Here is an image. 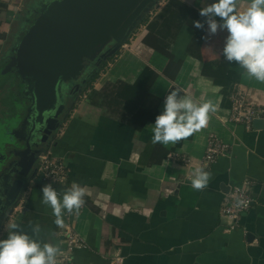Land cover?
Returning a JSON list of instances; mask_svg holds the SVG:
<instances>
[{"label":"crops","instance_id":"obj_1","mask_svg":"<svg viewBox=\"0 0 264 264\" xmlns=\"http://www.w3.org/2000/svg\"><path fill=\"white\" fill-rule=\"evenodd\" d=\"M44 1L0 0V157L7 155L6 134L16 137L8 130L21 105L17 77L7 64ZM214 2L160 0L125 46L98 68L93 89L66 98V117L49 150L69 168L68 181L57 191L78 182L87 189L86 203L79 214L65 212L58 227L40 193L19 211L14 208L0 239L13 223L32 235L31 222L40 225L39 239L61 250L65 231L78 232L87 247L75 251V264H264V83L226 61V30L208 36L206 24L194 27L193 21H205L200 9ZM250 2L239 0L237 11ZM174 89L199 103L211 100L217 111L186 140L153 145L152 125ZM239 94L257 111L249 129L232 120ZM212 136L228 148L206 166ZM197 168L212 173L203 191L191 186ZM245 180L252 182V207L239 227L226 232L222 204Z\"/></svg>","mask_w":264,"mask_h":264},{"label":"water","instance_id":"obj_2","mask_svg":"<svg viewBox=\"0 0 264 264\" xmlns=\"http://www.w3.org/2000/svg\"><path fill=\"white\" fill-rule=\"evenodd\" d=\"M159 1L45 0L36 10L7 64L26 101L10 120L8 132L16 137L7 133L10 141L2 146L7 155L0 157V233L25 194L36 201L47 184L37 162L57 144L66 98L82 94L93 69L125 46Z\"/></svg>","mask_w":264,"mask_h":264},{"label":"clouds","instance_id":"obj_3","mask_svg":"<svg viewBox=\"0 0 264 264\" xmlns=\"http://www.w3.org/2000/svg\"><path fill=\"white\" fill-rule=\"evenodd\" d=\"M239 0H215L200 9L205 21H193L197 29H204L212 36L218 31H227L223 56L228 62H236L249 78L264 83V0H251L244 11H237ZM219 18V21L216 18ZM207 38V37H205ZM172 90L164 100L163 111L156 116L152 125L153 145L175 144L186 140L207 126L209 113L217 111L211 100L199 103ZM212 173L197 168L191 186L203 191L209 186ZM41 202L52 209L54 224L62 227L64 214H79L85 205L87 189L73 182L63 193L47 183L41 187ZM32 235L19 230L21 226L10 225L6 239H0V264H57L56 256L61 251L59 244L39 239V224H31Z\"/></svg>","mask_w":264,"mask_h":264},{"label":"built area","instance_id":"obj_4","mask_svg":"<svg viewBox=\"0 0 264 264\" xmlns=\"http://www.w3.org/2000/svg\"><path fill=\"white\" fill-rule=\"evenodd\" d=\"M260 112L264 114V109L260 110ZM256 113V109L246 103L244 94H239L235 98L232 107V120L234 122L244 123L249 129ZM227 148L228 146L225 143L212 136L203 158L204 164L208 166L214 163L218 157L226 153ZM37 167L38 171L43 174L44 180L47 183H52L56 190H58V186L65 185L68 181V166L63 160L53 156L50 150L43 152L39 156ZM251 186L252 182L245 180L242 184L231 188L227 194L221 209L222 216L226 220V232H230L239 227L241 216L252 207ZM27 196L28 194L26 193L19 205L15 207V212L22 208ZM64 238L65 248L57 254V264H75V251L87 247L85 240L72 228H68L65 231ZM120 262L117 264H120Z\"/></svg>","mask_w":264,"mask_h":264},{"label":"trees","instance_id":"obj_5","mask_svg":"<svg viewBox=\"0 0 264 264\" xmlns=\"http://www.w3.org/2000/svg\"><path fill=\"white\" fill-rule=\"evenodd\" d=\"M36 10L34 11V13H33V17H32V19L31 20H33L34 18H35V16H36ZM98 68H100V67H95L94 69H93V72H92V74L90 75V77L88 78V80H87V83H86V85H85V87H84V89H83V92H82V94H87V93H89L90 91H91V89H93V88H91L92 87V81H93V79H95L96 78V76H97V71H98ZM17 92H18V90H17ZM18 96V95H17ZM77 96V93H75V94H72V97H76ZM86 96V95H85ZM49 150V149H48Z\"/></svg>","mask_w":264,"mask_h":264},{"label":"rangeland","instance_id":"obj_6","mask_svg":"<svg viewBox=\"0 0 264 264\" xmlns=\"http://www.w3.org/2000/svg\"><path fill=\"white\" fill-rule=\"evenodd\" d=\"M16 75V74H15ZM16 77H17V75H16ZM17 81H18V84H17V90H18V99H19V102H23V100H22V98H23V94H22V85H21V83H20V79L19 78H17ZM24 107H26L25 105H24ZM7 151V150H6Z\"/></svg>","mask_w":264,"mask_h":264},{"label":"flooded vegetation","instance_id":"obj_7","mask_svg":"<svg viewBox=\"0 0 264 264\" xmlns=\"http://www.w3.org/2000/svg\"><path fill=\"white\" fill-rule=\"evenodd\" d=\"M72 97V96H71ZM69 99H71V98H69Z\"/></svg>","mask_w":264,"mask_h":264}]
</instances>
